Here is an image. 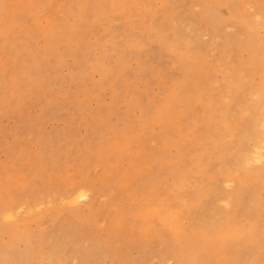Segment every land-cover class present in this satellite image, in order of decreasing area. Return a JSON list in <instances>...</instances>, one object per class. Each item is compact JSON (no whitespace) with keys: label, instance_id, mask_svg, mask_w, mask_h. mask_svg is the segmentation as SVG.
<instances>
[{"label":"rangeland","instance_id":"rangeland-1","mask_svg":"<svg viewBox=\"0 0 264 264\" xmlns=\"http://www.w3.org/2000/svg\"><path fill=\"white\" fill-rule=\"evenodd\" d=\"M260 68L264 0H0V264H214L222 233L264 238Z\"/></svg>","mask_w":264,"mask_h":264},{"label":"bare ground","instance_id":"bare-ground-1","mask_svg":"<svg viewBox=\"0 0 264 264\" xmlns=\"http://www.w3.org/2000/svg\"><path fill=\"white\" fill-rule=\"evenodd\" d=\"M231 7H233V6H231ZM236 9L237 8H235V11H236ZM232 12H233V10H232ZM231 16L234 17L232 14H231ZM194 18L199 19L206 26H210V25L215 24V22L211 19V15L209 14V11H205V13L203 15H197ZM245 21L240 22L239 25L244 26ZM213 22H214V24H213ZM212 27H214V26H212ZM241 60H243V59H241ZM252 66L253 65L251 63H247L245 66H242L239 62L237 64L238 69L242 70V67H243V70H244V71L242 70L243 73L244 72L250 73L253 70ZM256 72H258V73L260 72L263 75L264 74V68L257 69ZM255 94L257 97V105H258L262 101L261 98H263V100H264V85H262V88L258 89V91H256ZM261 117H262L261 113L259 112V110L255 106L254 109L252 110L251 117L247 121V124L244 128V135L240 141V145L243 146L242 153L240 154L242 164H247L248 161H251L253 159L252 157H250L253 150L250 149V146H248V141L250 140V136H253V137L257 136V135H251L250 132L256 130L255 127L257 126V122H258L259 118H261ZM254 153L257 154V151L254 150ZM258 156H259V154L256 155V159L258 158ZM83 194H84V192H83ZM207 194H208L207 188H205V187L199 188V190L197 192V198L200 200V203L202 206H206L205 204H207V203L210 204V200L206 198ZM252 196L254 198H251V201H249L247 203V208L250 206L251 207L254 206V208H257V209H259L260 207L264 208V201L259 198V195L254 196L252 194ZM83 197H85V195H83ZM241 206L245 207V205H241ZM205 213H206L205 211H202L200 214L205 215ZM192 236L193 237L189 238L187 241L189 245L190 244H194V245L198 244L197 246H199V245L203 246V244H202L203 240L196 238L194 235H192ZM248 240H251L252 244L244 246L243 244L244 243L246 244L248 242ZM208 245L209 246H207L206 249L209 252V254H211V252H213L214 249L217 247L219 249V251L220 250L224 251V252H226V255H227L226 257H224V256L218 257V260L215 259L214 264H254L256 257H258V254H255V249H264V238H260L257 235L255 236V229L253 227H251L249 230H247L246 232H243L242 234H237L234 232V230L224 232L220 236H218L215 240H213L212 242H208ZM241 245H243V249L241 250V252H239V251H237V248H239ZM204 248H203V251H204ZM208 252H207V254H208Z\"/></svg>","mask_w":264,"mask_h":264}]
</instances>
